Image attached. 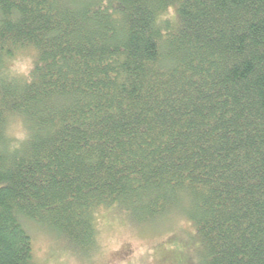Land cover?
<instances>
[{
  "label": "trees",
  "instance_id": "16d2710c",
  "mask_svg": "<svg viewBox=\"0 0 264 264\" xmlns=\"http://www.w3.org/2000/svg\"><path fill=\"white\" fill-rule=\"evenodd\" d=\"M106 209L264 264V0H0V264L26 222L93 257Z\"/></svg>",
  "mask_w": 264,
  "mask_h": 264
},
{
  "label": "rangeland",
  "instance_id": "374dc122",
  "mask_svg": "<svg viewBox=\"0 0 264 264\" xmlns=\"http://www.w3.org/2000/svg\"><path fill=\"white\" fill-rule=\"evenodd\" d=\"M10 72L23 75L29 61L18 58L7 64ZM13 140L24 137L21 121L8 130ZM99 252L91 258L77 256L64 242L33 222L26 228L33 239L37 264H201L195 229L181 217H170L153 226H134L114 209L97 214Z\"/></svg>",
  "mask_w": 264,
  "mask_h": 264
}]
</instances>
